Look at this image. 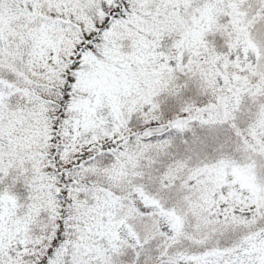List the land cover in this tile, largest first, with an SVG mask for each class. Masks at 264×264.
I'll return each mask as SVG.
<instances>
[{
    "label": "snow or ice",
    "instance_id": "6c2138e0",
    "mask_svg": "<svg viewBox=\"0 0 264 264\" xmlns=\"http://www.w3.org/2000/svg\"><path fill=\"white\" fill-rule=\"evenodd\" d=\"M0 264H264V0H0Z\"/></svg>",
    "mask_w": 264,
    "mask_h": 264
}]
</instances>
